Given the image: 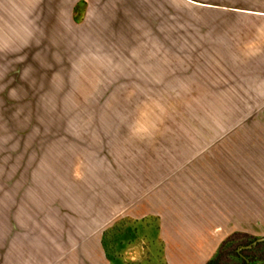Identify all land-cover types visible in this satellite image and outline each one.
I'll list each match as a JSON object with an SVG mask.
<instances>
[{"label":"crops","instance_id":"1","mask_svg":"<svg viewBox=\"0 0 264 264\" xmlns=\"http://www.w3.org/2000/svg\"><path fill=\"white\" fill-rule=\"evenodd\" d=\"M226 3L0 0V26L14 23L12 10L28 9H69L76 22L84 5L83 24L104 26L115 16L132 41L113 62L99 56L107 70L98 71L116 74L115 88L132 90V104L264 107V0ZM255 116L264 122V110ZM153 136L144 135L143 150H122L131 157L112 172L90 151L82 157L53 146L50 165L42 159L30 172L25 209L10 216L15 232L4 264H115L106 239L118 238L123 222L154 226L163 264H223L228 244L257 234L264 196L253 198L251 149L255 138L264 146V129L180 130L160 147ZM133 250L131 262H141L144 248Z\"/></svg>","mask_w":264,"mask_h":264},{"label":"rangeland","instance_id":"2","mask_svg":"<svg viewBox=\"0 0 264 264\" xmlns=\"http://www.w3.org/2000/svg\"><path fill=\"white\" fill-rule=\"evenodd\" d=\"M207 1L227 4V0ZM10 14L14 23L0 26V264L15 232L10 216L21 205L25 209L33 189L28 177L42 159L50 165L53 146H70L82 157L90 151L112 172L117 160L131 157L122 150L128 152L132 145L136 152L143 150L142 138L149 132L155 147H160L180 130L264 129V122L255 116L264 107L132 104L137 101L131 100L132 90L115 88L116 74L98 72L107 70L99 65L102 58L109 56L113 62V55L132 49L115 16L104 26H89L83 24L84 5L76 11V22L69 9L12 10ZM87 59L92 73L85 72ZM251 151L255 198L264 196V146L259 147L258 138L253 139ZM61 153L60 161L67 163ZM259 204L253 201V207ZM123 223V234L106 239L114 263L163 264L154 226ZM253 226L257 234L226 246L219 256L223 264H245L241 257L250 255L256 259L252 264H264V242L247 249L264 237V224L256 221ZM137 245L144 248L142 261L131 262L130 253Z\"/></svg>","mask_w":264,"mask_h":264},{"label":"water","instance_id":"3","mask_svg":"<svg viewBox=\"0 0 264 264\" xmlns=\"http://www.w3.org/2000/svg\"><path fill=\"white\" fill-rule=\"evenodd\" d=\"M260 241H262V240H260ZM256 244H257V243H254L253 246H255Z\"/></svg>","mask_w":264,"mask_h":264}]
</instances>
